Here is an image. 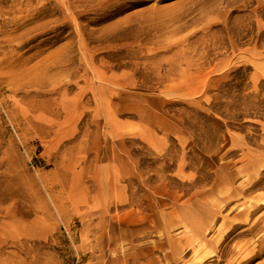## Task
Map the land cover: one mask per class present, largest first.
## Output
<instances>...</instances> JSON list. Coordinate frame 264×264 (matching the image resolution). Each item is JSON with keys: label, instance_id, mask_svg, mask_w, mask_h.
Listing matches in <instances>:
<instances>
[{"label": "rangeland", "instance_id": "obj_1", "mask_svg": "<svg viewBox=\"0 0 264 264\" xmlns=\"http://www.w3.org/2000/svg\"><path fill=\"white\" fill-rule=\"evenodd\" d=\"M0 264H264V0H0Z\"/></svg>", "mask_w": 264, "mask_h": 264}]
</instances>
